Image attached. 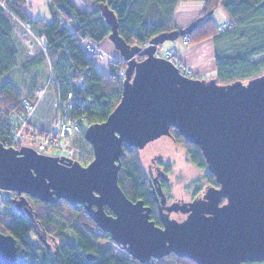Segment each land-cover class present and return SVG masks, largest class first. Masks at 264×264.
I'll use <instances>...</instances> for the list:
<instances>
[{
  "label": "water",
  "instance_id": "95a60500",
  "mask_svg": "<svg viewBox=\"0 0 264 264\" xmlns=\"http://www.w3.org/2000/svg\"><path fill=\"white\" fill-rule=\"evenodd\" d=\"M101 14L112 27L107 38L128 70L118 105L83 133L93 160L81 166L0 142V191L19 195L13 203L30 217L25 196L45 204L83 205L112 242L143 264L171 254L195 264L264 262V75L227 85L183 76L170 60L155 56L158 46L177 34L152 41L141 53L145 59L134 62L117 36L115 16L107 6H101ZM170 129L199 149L217 187L187 205L164 208L157 227L142 200L124 195L117 175L122 144L142 150L170 135ZM173 211L187 218H168ZM16 254L15 239L0 232V264H17ZM87 259L95 257L88 254Z\"/></svg>",
  "mask_w": 264,
  "mask_h": 264
},
{
  "label": "trees",
  "instance_id": "16d2710c",
  "mask_svg": "<svg viewBox=\"0 0 264 264\" xmlns=\"http://www.w3.org/2000/svg\"><path fill=\"white\" fill-rule=\"evenodd\" d=\"M75 1L82 3L84 11L76 9ZM182 2L201 5V13L195 19L197 22L192 21L191 27L180 28L175 22V10ZM25 6L26 0H0V142L3 146L11 131L8 117L14 111L24 114L21 106L24 100L35 107L38 101L35 91L38 89H51L62 101L68 93H73L74 106L69 114L77 119L85 118L88 124L105 121L118 105L128 62L120 58L111 60L107 64L108 72L104 73L97 67V62L101 61L84 50L81 44L82 40L88 39L100 47L108 40L112 27L102 16L101 6H107L115 16L117 36L125 43L134 62L145 59L141 53L152 41L177 34L174 41L186 36L189 45L211 39L215 72L211 79L220 85L238 81L246 83L262 75L260 73L264 70V59L254 61L264 55V0H48L51 12L48 22L30 20ZM217 9L229 22L222 33L217 32ZM21 22L29 23L33 34L46 41L43 51L36 42L32 54L28 52L17 31ZM182 30L186 33L180 36ZM162 44L158 48L161 49ZM179 66L183 67L180 61ZM38 71L44 73L41 79L37 78ZM190 77L203 79L197 74ZM77 81L83 86L76 87ZM169 132L174 142L184 149L187 159L203 170L205 163L199 149L186 142L179 131L170 129ZM83 133L76 147L86 149L89 146ZM75 138L78 136L72 134L65 141L70 151L75 149V142L70 146ZM122 145L118 186L131 201L142 200L148 205L150 219L160 227L137 149ZM210 177L212 179L213 175ZM25 201L32 217L17 211L11 197L2 201L9 211L0 212V232L15 239L17 264H143L95 243L99 238L109 236L96 226L83 208H75L62 200L57 204H45L29 196H25ZM105 210L111 214L110 210ZM30 233L38 240L33 241ZM47 238L54 242L53 249L48 248ZM88 254L95 259L88 260ZM154 263L195 264L173 254L154 260Z\"/></svg>",
  "mask_w": 264,
  "mask_h": 264
},
{
  "label": "rangeland",
  "instance_id": "374dc122",
  "mask_svg": "<svg viewBox=\"0 0 264 264\" xmlns=\"http://www.w3.org/2000/svg\"><path fill=\"white\" fill-rule=\"evenodd\" d=\"M181 4H195V5L199 6V9L196 11L192 10L191 12H186L185 14L188 15L187 18H191L192 16H196V18H197L199 16V14L201 13L200 12L201 5L198 3L182 2ZM217 11H218L217 15L220 16L222 20H225L226 19L225 14L220 9H217ZM196 18H194L193 21ZM217 32L222 33V32H219L218 30H217ZM32 34H33V31L30 32V35H32ZM30 35L28 34V36H30ZM35 38H37V37L35 36ZM182 40H183V38L181 40H177L174 42L173 41L172 42H165L162 44V47H161V49L159 48V50H160V52L164 53V52L172 49V47H174L175 43H177L178 45L179 44L184 45ZM209 40H211V39H209ZM35 42H37V41L35 40ZM105 44L106 45L104 47L106 49L109 47L111 52L115 53L117 55V57L119 56V53H117L115 51V49L112 48V44L110 41L108 42V40H107ZM110 45H111V47H110ZM191 45H193V44H191ZM191 45H189V43H186V45H184V46L188 47ZM175 47H177V46H175ZM213 49H214L213 45H212V48L210 46H206V45L204 46V51L207 53V55H208L207 57H209V59H207L205 61V64L203 63L205 68H208L206 70L205 74L203 73L201 76V78H203L205 80L211 79L215 75V72L214 73L207 72L208 70L212 69L211 58H213V57H211V55L214 56ZM177 51H179V50H177ZM176 54L177 55H175V58L180 61L179 56H178V52ZM119 58L121 59L120 56H119ZM262 59H264V55L258 56V58L254 59V61L258 62V60H262ZM111 60H119V59H112V57L108 56L105 58L104 63L97 62L98 69L105 72L106 70L104 68V65H107V63L110 62ZM180 64H181V62H180ZM186 68H188V67H186ZM205 68H203V69H205ZM107 70H108V68H107ZM44 72L47 73V71L45 69H44ZM36 74L38 75L37 78L41 79L43 77L44 73L38 71V72H36ZM120 74H122V73H120ZM260 74L264 75V70ZM182 75L184 76L185 74H182ZM197 76L200 77L199 75H197ZM191 78H193V77H191ZM50 94L55 95V94H53V91L51 89L42 90L40 92V96H38V100L45 98V97H48ZM57 97L58 96L55 97L56 98L55 104L57 105V107H56V114H55L56 117H55L54 121L56 120L57 115L59 113H61V110L63 109V107L61 109V105L59 104V101H58L59 98L57 99ZM34 109H35V107H34ZM34 109L30 115L33 114ZM30 115H29V117H30ZM84 119L80 121V124L78 123V125L81 126V130H83V131L85 129H87L90 125V124L86 123V121ZM26 129L27 128L23 129V132H25ZM81 130H79V133L76 134V136H78V138H75V140L73 139L70 142V146L75 142V145H74L75 149L73 151H70L71 148L67 149L69 147H67V148L65 147V146H67L65 141L62 140L61 143L60 142L57 143L54 140L50 141L49 139H52V138H45L41 135V133H39L37 131H34V133L31 135H29V133L27 132L25 134V138L23 139V141H21V143L19 144L20 146L18 144L16 146L17 142L15 144L13 143V145L12 144H9V145H10V148H12L14 150H20L21 147H24V148L30 147V148L34 149L36 152H38L39 154H42L45 156L57 157V158H58V156L59 157L62 156V157L67 158V159L70 158L72 161L77 162L81 166H87L88 164L91 163V161L93 160L94 157L92 154V147L89 146L88 143H87V146H89V147H87L86 149H82L81 147L80 148L76 147V145L79 144V141L82 138ZM26 131H28V130H26ZM64 143H65V145H64ZM137 153L140 157V163H141V165H143L144 168L146 167V163L148 161L150 162L151 159L152 160L155 159V156H158L159 158L161 157L164 164H166V163L169 164L168 165L169 171H170L169 175H170V180H171L170 185L172 188L171 189L172 190V196L175 198H179V195H182L185 199H189L190 198L189 193L193 190L194 187L204 186L205 182H207V181L196 182V181H199L201 179L203 180V178H208L206 173H205L206 170L198 169L193 163H191L189 161V159H187V155L184 152V149L177 142L175 144L173 142H171V140L167 136L157 138V139H155V141L147 143V145L144 147V149L137 150ZM144 172L146 173L145 169H144ZM7 197H8L7 192L5 193V192L0 191V212L1 213H7V211H9V207H6L4 204H2V201L4 199H6ZM29 237H31V239L33 241L38 240L37 236L34 235L33 233H30ZM46 241L50 245V248L53 249L55 246L54 242L51 241L50 238H47ZM95 243H97L100 247H102L104 249L109 248L116 255L122 254L124 256H129L126 254V252L121 251L117 247V244L112 242L109 239V237H105V239L99 238V240H96ZM173 256H175V255L173 254ZM167 257H169V256H167ZM173 260L174 259L171 258V261H173ZM173 262L175 263V261H173ZM148 264H153V262L152 263L149 262Z\"/></svg>",
  "mask_w": 264,
  "mask_h": 264
},
{
  "label": "built area",
  "instance_id": "2783aa9c",
  "mask_svg": "<svg viewBox=\"0 0 264 264\" xmlns=\"http://www.w3.org/2000/svg\"><path fill=\"white\" fill-rule=\"evenodd\" d=\"M217 22V30L219 32H224L226 27L228 26L229 22L225 19L222 20L220 16H217L216 19ZM17 31L20 35V38L22 39V41L25 43V45L28 48V52L30 54H32V49L34 47V44L36 43L35 40L37 41L38 45L41 48V51L44 50V46L46 45V41H44V39H40V38H35V35L32 34L30 35L31 32V26L29 23H24L21 22L20 24V28H17ZM28 34L30 36H28ZM183 44L186 45V43H188V38L186 36L183 37ZM83 44V48L84 50H86L90 55H92L94 58H103V54L100 51V49H98L99 47H97V44L92 43L90 40L85 39L82 40ZM98 49V51H96ZM178 48L177 47H172V49L166 51V52H160L159 48H157L156 52H155V56L156 57H163L166 58L168 60L171 61L172 64H174L176 67L179 68L180 72L182 74H185L187 77H190L192 72L189 68L186 67H180L179 66V60H177L175 58V55H177L176 53ZM122 75V74H121ZM75 86L77 87H82L83 83L81 81H78ZM42 90L38 89L35 91L37 97L40 96V92ZM73 93H68L66 96V99L64 101L62 100H58L59 104L61 105V109L63 107V109L61 110V113H59L57 115L56 120L53 122V127L51 130L45 132V133H41V135L45 138H52L49 139L50 141L54 140L55 142H60L66 141V139H68V137H70L72 134H78L79 130H81V126L78 125V123L80 124V121L83 120V118H76L75 116H72L69 114V111H71L73 109ZM21 106L23 107V112L24 114L19 115L17 112H13L12 114H10V116L8 117L9 120V124L11 126V131H10V135L8 136V140L5 142L6 143V147H10L9 144L13 143L15 144L16 142V146L17 144L19 145L21 143V141H23V139L25 138V134L28 132L29 135L34 133V128L31 127L30 125V117L29 115L31 114V112L34 109V106H32V104L29 101H22L21 102ZM27 128L25 132H23V129ZM81 133H83V130H81ZM66 143V142H65ZM64 143V145H65ZM20 146V145H19ZM66 147V146H65ZM67 148V147H66ZM68 149V148H67Z\"/></svg>",
  "mask_w": 264,
  "mask_h": 264
},
{
  "label": "crops",
  "instance_id": "0c3cea01",
  "mask_svg": "<svg viewBox=\"0 0 264 264\" xmlns=\"http://www.w3.org/2000/svg\"><path fill=\"white\" fill-rule=\"evenodd\" d=\"M92 1V0H90ZM74 6L79 12L84 11L85 7L82 5L81 2L75 1ZM28 18L30 20H43V21H50L51 20V12L50 8H48V0H26V6H25ZM199 6L195 4H181L179 5L175 10V22L178 25V27H186L192 24V21L196 16H192L191 18H187L188 15H186V12H191L192 10H198ZM67 28L70 29L71 32H74V29L67 25ZM109 42V40H108ZM106 42H103L100 44L99 48L103 51L105 54V58L110 56L112 59H119V56L113 52L110 51L109 47L106 49L104 46ZM210 46L212 48V41L209 39H206L202 41L201 43H195L191 46H184V45H178L175 43L174 46H177L178 48V56L180 59V62L182 66L188 67L191 72L192 76L195 74L199 75L200 77L202 74L206 72L208 68H205L203 63L205 64V61L209 59L207 57V53L204 51V46ZM111 47V45H110ZM113 48V47H112ZM114 50V49H113ZM116 51V50H115ZM117 52V51H116ZM119 53V52H117ZM213 57V55H211ZM212 60V69L208 70L207 72L214 73V65H213V58ZM104 63V62H101ZM98 67V66H97ZM105 72L108 70V65H104ZM205 68V69H203ZM211 75V74H210ZM56 96L55 95H49L48 97L39 99L35 103V109L32 115H30V125L34 128L35 131L45 133L52 129L53 121L55 119L56 114Z\"/></svg>",
  "mask_w": 264,
  "mask_h": 264
},
{
  "label": "flooded vegetation",
  "instance_id": "af4514ba",
  "mask_svg": "<svg viewBox=\"0 0 264 264\" xmlns=\"http://www.w3.org/2000/svg\"><path fill=\"white\" fill-rule=\"evenodd\" d=\"M166 136V135H165ZM164 136V137H165ZM171 142H174L172 135H168L167 136ZM169 164L163 163V160L161 159V157L159 158L158 156H155L154 160H150V162L148 161L146 163V167L144 168L146 171V176L148 178V185L150 187V191H151V197H153L152 202L155 205L156 211H157V215L158 218L160 219V227L162 226V219L160 218V214L162 216V218L165 217L166 215V211L163 210L164 208L173 205V207H179L180 205L183 204H189L190 202L194 201V200H199L200 198H202L205 193V191L209 188H211L212 186H216V184H214V176L211 179L210 174L207 171V167L205 164V168L204 170H206V175L208 178H203V180H199L196 182H200V181H207L205 182L204 186H200V187H194L193 190L189 193L190 198L189 199H185L182 195H179V198H175L172 196V188H171V180H170V171H169ZM217 187V186H216ZM6 193V192H5ZM8 193V197H11V203L15 206L16 208V204L13 203L16 202L20 196H14L13 193L7 192ZM160 193H162L163 197L165 198V204L163 205L162 203V198L159 196ZM7 199V198H6ZM225 202L224 200H222V203ZM80 207V209L83 208L84 210V206L83 205H77L75 206V208ZM144 207H149L148 205L146 206L144 204ZM150 208V207H149ZM151 209V208H150ZM160 209H162V213L160 212ZM17 210V208H16ZM151 213V212H150ZM188 214L187 213H182V212H170L168 218L171 219H175L178 222L185 220ZM150 216V215H149ZM150 219V217H149ZM152 220V219H151ZM153 221V220H152ZM109 236V235H108ZM110 239V238H109ZM111 240V239H110ZM115 243V242H114ZM116 244V243H115ZM117 247L124 252V250L117 245ZM155 259H151L149 262H153Z\"/></svg>",
  "mask_w": 264,
  "mask_h": 264
},
{
  "label": "bare ground",
  "instance_id": "6f19581e",
  "mask_svg": "<svg viewBox=\"0 0 264 264\" xmlns=\"http://www.w3.org/2000/svg\"><path fill=\"white\" fill-rule=\"evenodd\" d=\"M82 42V41H81ZM98 47V46H97ZM98 49H100V48H98ZM98 49L96 50V51H98ZM100 51L102 52V54H103V58H95L96 60H99V61H101V62H104L105 61V54L103 53V51L100 49ZM108 64V63H107ZM191 78V77H190ZM78 82V81H77ZM16 149V148H15ZM11 193V192H10ZM14 194V193H13ZM17 195V194H16ZM19 196V195H18Z\"/></svg>",
  "mask_w": 264,
  "mask_h": 264
}]
</instances>
